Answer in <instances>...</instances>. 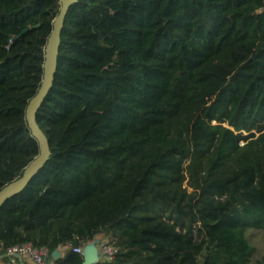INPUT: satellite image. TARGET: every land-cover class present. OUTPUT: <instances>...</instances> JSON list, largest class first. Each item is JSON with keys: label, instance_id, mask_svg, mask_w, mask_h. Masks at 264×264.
I'll return each instance as SVG.
<instances>
[{"label": "trees", "instance_id": "trees-1", "mask_svg": "<svg viewBox=\"0 0 264 264\" xmlns=\"http://www.w3.org/2000/svg\"><path fill=\"white\" fill-rule=\"evenodd\" d=\"M59 9L0 0V190L39 155L26 109ZM37 122L51 156L0 208V256L83 264L101 238L117 253L94 264H264L247 238L264 231V0H78Z\"/></svg>", "mask_w": 264, "mask_h": 264}, {"label": "water", "instance_id": "water-1", "mask_svg": "<svg viewBox=\"0 0 264 264\" xmlns=\"http://www.w3.org/2000/svg\"><path fill=\"white\" fill-rule=\"evenodd\" d=\"M60 9L58 15L53 21V28L48 38L43 65V78L41 86L36 95L30 100L26 109V119L29 129L33 137L39 143V155L29 163V165L23 171V174L16 180L8 183L0 190V208L11 198L20 194L32 181V179L39 173V171L49 161L51 156L50 144L47 135L43 132L37 122V113L50 92L55 73L57 70L58 56L61 44V32L65 24V19L68 11L72 5L78 0H59ZM28 29V28H27ZM25 29L24 31H26ZM12 257L22 261L23 257L18 254H14ZM60 252L57 250L53 253V258L58 259ZM10 258L8 254L1 255L0 259ZM98 261V256L95 250H86L84 252L83 264H94Z\"/></svg>", "mask_w": 264, "mask_h": 264}, {"label": "built area", "instance_id": "built-area-1", "mask_svg": "<svg viewBox=\"0 0 264 264\" xmlns=\"http://www.w3.org/2000/svg\"><path fill=\"white\" fill-rule=\"evenodd\" d=\"M74 251L84 256L83 248H76ZM97 252L99 262L111 261L115 257L117 249L104 241L98 244ZM6 254L10 256L12 264H16L17 261L16 258L12 257L14 254L27 258L31 264H48V260L51 259V253L47 247L37 248L31 243H23L9 247Z\"/></svg>", "mask_w": 264, "mask_h": 264}, {"label": "rangeland", "instance_id": "rangeland-1", "mask_svg": "<svg viewBox=\"0 0 264 264\" xmlns=\"http://www.w3.org/2000/svg\"><path fill=\"white\" fill-rule=\"evenodd\" d=\"M247 238L250 245L256 247L259 255L264 257V231L249 229L247 230Z\"/></svg>", "mask_w": 264, "mask_h": 264}, {"label": "crops", "instance_id": "crops-1", "mask_svg": "<svg viewBox=\"0 0 264 264\" xmlns=\"http://www.w3.org/2000/svg\"><path fill=\"white\" fill-rule=\"evenodd\" d=\"M102 241H104V239L102 240L101 238H98V239L95 240L94 242H92V243L86 245V246L83 248L84 252H85L86 250H91V249H93V250H95V253H96V255L98 256L97 246H98V244H99L100 242H102ZM105 241H107V240H105ZM62 256H63V251H62V252L60 251V257H62ZM16 260H17V261H16V264H31L27 258H23L22 261H20V260H18V259H16ZM48 264H55L54 259H50V260H48Z\"/></svg>", "mask_w": 264, "mask_h": 264}]
</instances>
